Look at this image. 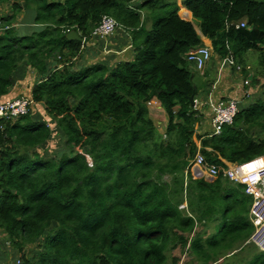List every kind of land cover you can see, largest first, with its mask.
Instances as JSON below:
<instances>
[{
	"label": "trees",
	"instance_id": "16d2710c",
	"mask_svg": "<svg viewBox=\"0 0 264 264\" xmlns=\"http://www.w3.org/2000/svg\"><path fill=\"white\" fill-rule=\"evenodd\" d=\"M131 1L0 0L12 2L11 14L0 17V97L9 99L11 81L29 67L39 78L31 98L51 122L33 114L35 104L26 115L0 118V231L20 264H167L169 253L185 247L196 264H264V251L248 242L252 197L221 177L195 179L188 167L197 153L219 166L264 155V85L262 98L239 107L219 135H196L202 115L188 98L200 87L186 56L201 38L175 3L149 6L146 31L142 5L132 9ZM183 6L220 61L233 58L246 75L257 52L251 83L264 81V0ZM104 15L133 31V58L77 67L85 43L66 34L87 42ZM240 21L245 28L235 29ZM153 99L167 116L164 134L149 116ZM53 132L65 138L64 150L44 158L40 148ZM197 223L214 225V233H195ZM29 245L38 248L31 258Z\"/></svg>",
	"mask_w": 264,
	"mask_h": 264
},
{
	"label": "crops",
	"instance_id": "0c3cea01",
	"mask_svg": "<svg viewBox=\"0 0 264 264\" xmlns=\"http://www.w3.org/2000/svg\"><path fill=\"white\" fill-rule=\"evenodd\" d=\"M184 1L185 0H132L129 4V7L132 9H138V7L142 5V9L139 11L141 13L143 26L149 31L153 24V16H148V7H159L165 5L166 3H175L178 7L177 15L182 20L188 21L193 25L204 45H211L210 40L203 37L201 34L199 25L196 26L193 23L195 19L192 18L191 12L183 6ZM181 11L186 12L184 16L180 15ZM132 34V30H126L125 28L119 27L105 40H96L94 38H90L87 42H84V49H82L78 56L79 59L77 62V67H87L96 63H102L109 67H113L119 62L131 60L134 55V45L131 42ZM247 69L248 70L246 71L248 72L250 71L251 67L248 66ZM195 72L199 76L197 84L198 87H200L199 93L202 94L199 98L195 97V100L200 103V109L198 111L202 115L200 122L196 126V135L210 133V106L212 104L219 100H235L237 101L240 109H245L248 107H246L245 102L249 98L250 104L252 100L259 97V85L253 87L251 86V82H249L247 85H244L243 82L248 76L243 75L245 78L239 80L236 78L237 72L235 69H233L231 66H228L226 63L222 65V60L220 61L217 57L212 56L210 62L202 71L196 70ZM38 79L39 78L30 71L29 67H25L20 79L15 81V85L11 91L5 95L4 98L15 99L22 96L31 97L32 88L38 82ZM148 105L149 115L153 111H161V114L163 115L160 103L156 99H153ZM33 114H35L38 119L47 122V124L50 123L48 122V116L42 105L35 104L33 106ZM51 131H53V126ZM195 141L197 147H200L199 140L196 139ZM4 256L6 257L7 253H5L3 257ZM17 261H19V256H15L11 263L16 264ZM0 264H5V259L4 261L0 260Z\"/></svg>",
	"mask_w": 264,
	"mask_h": 264
},
{
	"label": "built area",
	"instance_id": "2783aa9c",
	"mask_svg": "<svg viewBox=\"0 0 264 264\" xmlns=\"http://www.w3.org/2000/svg\"><path fill=\"white\" fill-rule=\"evenodd\" d=\"M233 26L235 29H241L245 28L246 23L245 21H240ZM117 28H119L118 23L112 17L104 15L101 17L98 25L91 32V38L105 40L111 36ZM82 43H84V41ZM212 56L213 51L211 45L203 44L197 49L189 51L186 60L191 63L196 70L202 71L210 62ZM225 63L235 69L236 72L241 71V67L235 64L233 58L228 57L222 60V65ZM248 83L249 81L247 79L243 82L244 85H247ZM193 100V108L199 110L200 103L195 99ZM34 104L35 103L31 97L22 96L6 100H3L0 97V118L15 119L26 115L29 108ZM210 107L211 131L209 136L219 135L224 126L232 125L236 114L239 112V106L235 100H219ZM261 157L264 158V155L245 163H231L221 160L223 165L219 166L209 163L202 154L197 153L188 165L191 175L195 179L214 182L221 177L244 187V192L252 197L249 220L254 225L255 230L250 238L252 241L256 242V244L257 239L262 240L261 242L264 241V216L259 219V214H261V210L264 208L261 207L264 197V170L259 171L260 175H258L256 172H247L246 167L249 164L258 161ZM16 264H20V261H17Z\"/></svg>",
	"mask_w": 264,
	"mask_h": 264
},
{
	"label": "rangeland",
	"instance_id": "374dc122",
	"mask_svg": "<svg viewBox=\"0 0 264 264\" xmlns=\"http://www.w3.org/2000/svg\"><path fill=\"white\" fill-rule=\"evenodd\" d=\"M12 2L0 4V17H3L4 15H7V14L8 15L11 14V4H12ZM148 16H151L152 17V16H154V13L153 12L151 13V10H149ZM23 17H24V12H22V13L19 14L18 19L15 21L17 23L16 25H19L20 24V19L22 20ZM26 19L28 21V18H26ZM27 21H26V23H27ZM193 23L196 26L199 25V22L197 20H194ZM21 26H24V25H20V27ZM25 31H24L25 33H28V29H26ZM146 31H148V30H146ZM22 33L23 32H21L20 34H22ZM142 36L143 35H141V37ZM257 55H258L257 52L251 53L249 55V57L251 59L250 62H249V66L250 67L252 66L253 69L251 68L250 71H248L246 73V75L244 74L245 76H248L247 79L249 80V82H252V79H253L252 77L254 75V71L258 67ZM236 78H238L239 80H241V79H244L245 77L239 71V72L236 73ZM198 79H199L198 74L195 73V72H193V81H194L195 84H197ZM263 85H264V81L263 80H260V85H259L260 93H259V97H257L254 100H252V102L250 104H249V100H250V98H249L245 102L246 103V107L249 106V105H251L255 100L262 98L261 89H262V86ZM251 86H253V85H251ZM201 95H202L201 93H198L197 97L199 98ZM151 102H149V104ZM148 107H149V105H148ZM161 109H162V107H161ZM162 111H163V115L161 114V111H158V112L153 111L149 115L150 118L153 120L154 125L157 127L158 131L160 132V134H164L165 128H166L165 125L167 123L166 113L164 112L163 109H162ZM47 119H48V122H50L49 117ZM49 124H51V122ZM257 133H258V137H261V134H259V132H257ZM61 138H62L61 136L58 137L56 135V133L53 132L50 140L47 143L48 148H45V147L44 148L43 147L40 148L41 149L40 154L44 158L57 159L58 156L56 154L59 153L61 150H64L63 148L65 146L64 145L65 138L63 137L62 138L63 140ZM164 180H166L168 183L170 182V178H168V177H164ZM185 184L186 183H184V186H185ZM183 196H185V194ZM261 205H264V200H263V202H262ZM258 206H259V204H258ZM179 208L185 210L186 209V202L182 203ZM263 216H264V211L261 212V214H259V219H261ZM194 232L195 233H201V234H203L204 237H207V236H209V235H211V234L214 233V225H211L208 228H205L203 226V224L197 223L196 226H195ZM193 236H190V240L193 238ZM256 241H257V244L258 245L256 244V242L252 241L251 238H250V240L248 242H251V244L254 245V247H252V248H254V250L264 251V241L261 242L262 240H259V239H257ZM247 250H249V252H252V249H247ZM37 251H38V248H37L36 245H29L28 247H26L25 253L27 254V257L28 258H31V257H33V255ZM5 253H7V256L6 257L4 256L5 257L4 258L3 255ZM168 255H169V258H168L167 264H173V263H170L171 262V258H173V257H175V258L178 259L177 264H196V260L191 256V254L189 252H187V247H185L184 249L183 248H177L176 250L172 251V253H169ZM15 256L18 257L19 255L16 254V252L13 250V248L6 241V239H5L2 231H0V260L1 261L2 260L4 261V259H5V264H9V263L12 264L11 262L13 261V259H14ZM220 261L221 260H219V261H217L215 263H212V264H219Z\"/></svg>",
	"mask_w": 264,
	"mask_h": 264
},
{
	"label": "bare ground",
	"instance_id": "6f19581e",
	"mask_svg": "<svg viewBox=\"0 0 264 264\" xmlns=\"http://www.w3.org/2000/svg\"><path fill=\"white\" fill-rule=\"evenodd\" d=\"M261 170H264V158L263 157H261L258 161L249 164L246 167L247 172H249V171L250 172H256L258 175H260L259 171H261ZM263 200H264V197H263ZM261 207H264V205H261ZM263 211H264V208H263V210H261V212H263Z\"/></svg>",
	"mask_w": 264,
	"mask_h": 264
},
{
	"label": "water",
	"instance_id": "95a60500",
	"mask_svg": "<svg viewBox=\"0 0 264 264\" xmlns=\"http://www.w3.org/2000/svg\"><path fill=\"white\" fill-rule=\"evenodd\" d=\"M66 39L70 40V41H78V42H83L84 39L75 31H69L67 34H66ZM13 85H15V80H12L11 81ZM189 102L193 105L194 104V100H193V97H189L188 98Z\"/></svg>",
	"mask_w": 264,
	"mask_h": 264
}]
</instances>
